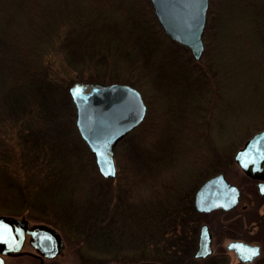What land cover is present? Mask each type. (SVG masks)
Wrapping results in <instances>:
<instances>
[{
	"label": "rangeland",
	"instance_id": "obj_1",
	"mask_svg": "<svg viewBox=\"0 0 264 264\" xmlns=\"http://www.w3.org/2000/svg\"><path fill=\"white\" fill-rule=\"evenodd\" d=\"M263 4L209 0L196 62L165 35L148 0H0V214L59 232L63 249L45 264H158L163 250L146 245L132 212L162 216L178 190L238 169L236 152L264 129ZM62 50L73 70L62 67ZM38 60L67 82L68 96L72 82L91 75L142 94L144 120L113 148L115 180L98 171L70 97L53 109L55 83L31 68ZM8 102L15 111H3ZM23 114L31 131L20 135ZM119 202L131 211L121 223L129 232L110 244L95 231ZM5 261L39 264L31 255Z\"/></svg>",
	"mask_w": 264,
	"mask_h": 264
},
{
	"label": "water",
	"instance_id": "obj_2",
	"mask_svg": "<svg viewBox=\"0 0 264 264\" xmlns=\"http://www.w3.org/2000/svg\"><path fill=\"white\" fill-rule=\"evenodd\" d=\"M155 17L165 35L172 41L187 47L195 61H200L205 49L203 34L207 23L209 0H148ZM80 88L79 95L75 89ZM69 94L75 106L76 126L80 136L95 156L100 174L114 178L117 167L113 148L130 131L142 123L147 113V105L142 94L129 84H93L74 81L69 86ZM238 166L249 176L258 177L264 173V129L255 132L246 140L234 156ZM109 164L115 175H105ZM228 188L222 175L215 176L201 185L197 192L196 204L199 210L207 206L219 207V202L207 201L213 186ZM229 205L237 203L238 191L230 186ZM235 189V191H233ZM235 198V203L231 201ZM209 200V199H208ZM26 243L35 252L23 250ZM208 239L202 236L195 256L210 253ZM63 249L59 232L47 224H31L26 218L0 214V262L5 264L8 256L38 255L57 257ZM139 264H155L142 262Z\"/></svg>",
	"mask_w": 264,
	"mask_h": 264
},
{
	"label": "flooded vegetation",
	"instance_id": "obj_3",
	"mask_svg": "<svg viewBox=\"0 0 264 264\" xmlns=\"http://www.w3.org/2000/svg\"><path fill=\"white\" fill-rule=\"evenodd\" d=\"M235 164L238 169H222L203 180L194 190H178L176 204L164 207L162 239L165 245L172 242L176 246L178 264H264V192L261 191L264 173L251 177ZM218 175H222L229 186L225 188L217 182L207 201H218L221 205L199 210L196 204L199 188ZM230 186L238 191L237 203L233 206L228 203ZM202 236L208 239L210 253L197 257L195 254ZM248 249H258L259 255L248 259ZM168 253L167 250L166 255ZM31 257L39 264L54 259L38 255Z\"/></svg>",
	"mask_w": 264,
	"mask_h": 264
},
{
	"label": "trees",
	"instance_id": "obj_4",
	"mask_svg": "<svg viewBox=\"0 0 264 264\" xmlns=\"http://www.w3.org/2000/svg\"><path fill=\"white\" fill-rule=\"evenodd\" d=\"M261 8H263V13H264V4L261 5ZM19 50H20V48H19ZM20 51L23 52V53H21L23 55H25V53L28 52V51H23V50H20ZM64 54L66 55V58L63 57L64 56L63 54L61 56V57H63L62 67L66 68V69H71L72 68L71 67L72 64H70L71 61L69 62V59L67 58L68 55L65 52H64ZM42 63L43 62L41 60H38L37 62H35V64L32 63L31 68L40 70L41 74H43V75L49 74V76L51 77V80L55 83V85H54L55 88L53 87L55 97L52 100V104L55 105L53 109H55V111H56L57 110L56 107H57V104L59 101L63 102V103L65 102L66 103L65 105L67 106V104H69L71 98L69 99L70 96L67 95L68 94L67 93V86H66L65 90L62 89L63 86H65L66 81H59L57 76H55V72L53 74L51 73L52 68L49 67L47 64L44 66ZM71 70H73V69H71ZM20 71H21V69H20ZM18 75H19L18 73L15 74V76H14L15 80H16V78L19 77ZM102 79H104V77H102L100 75H91L87 79L83 78V81L88 82V83H93V84H107V82H109V81H103ZM26 80H27V77L26 78L23 77L22 82H25ZM56 82L59 85L58 86L59 88L58 87L56 88ZM95 82H97V83H95ZM11 87H13V85L6 86L5 87L6 92ZM62 94L68 96L67 97L68 101L66 100V97H65V100L63 98V101H62L61 97H64V96H61ZM18 102H19V96H18ZM63 107H64V105L61 106V108H63ZM16 108H17V106H14L8 102L6 105V109H4L3 111H7L9 109L15 111ZM56 116H54V117H56ZM20 123L21 124H19V126L16 127V130L18 129L17 130L18 134L21 135L22 132H24L25 130L31 131L30 127H27V125H29L27 114L21 115V122ZM118 186L116 188H119ZM119 206H120L119 211H115V209H114L113 212L111 211L106 216L105 222L104 223L102 222L101 226H99L100 228L101 227H103V228L98 229L99 227H96V231H95V233H96L98 230H101V235L103 237V241L108 242L110 244L115 243L114 239H117V234L119 236H122L124 233L127 234V232H129L127 226L121 224L127 219V218H125L122 221L125 213H128L129 210L127 208H125L123 205H121V202H119ZM146 209L150 210V208L149 209L146 208ZM130 212L131 211H129V213ZM142 212L144 213L143 215L141 213L137 212L138 216L136 215V212L135 213L132 212L131 222H133L135 224L136 223L135 219L136 218L140 219L138 224L142 228L141 229V232H142L141 236H143L147 239L146 245H150V247H151V244H152L153 248H155V250H156V251H154L156 254L159 251L163 250L162 253H163L164 257L161 258L160 260L154 259L153 262H158V264H178L179 260H178L177 255H176V252H177L176 246H174L172 242L165 245L163 242V239H162V230H163V224H164V221H163V215L164 214H163L162 210H161L162 216L160 214H156V215H154L153 213L149 214L150 212H148V214H146L145 209ZM118 215H120V219H119ZM154 218L157 220H155ZM169 222L172 223L173 220H170ZM107 223L108 224L112 223V225L107 226ZM103 224H105V225H103ZM105 226H107V227H105ZM137 228L139 229L138 225H137ZM92 235H94V233ZM95 236H96L97 240H99L98 239L99 236H97V234ZM148 240H149V242H148ZM146 249L149 251V249L147 247H146ZM167 250L169 251V253L166 255Z\"/></svg>",
	"mask_w": 264,
	"mask_h": 264
},
{
	"label": "snow or ice",
	"instance_id": "obj_5",
	"mask_svg": "<svg viewBox=\"0 0 264 264\" xmlns=\"http://www.w3.org/2000/svg\"><path fill=\"white\" fill-rule=\"evenodd\" d=\"M80 92H81V89L77 88V89H75L74 94L79 95ZM105 175H115L114 168L110 164L107 167V169L105 170ZM233 191H235V189H233ZM261 191L264 192V186L261 187ZM231 203H235V198H233ZM247 251L249 252V256L247 257L248 259H251L252 257L259 255L258 249H248ZM0 264H2V262H0Z\"/></svg>",
	"mask_w": 264,
	"mask_h": 264
}]
</instances>
